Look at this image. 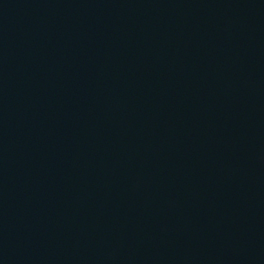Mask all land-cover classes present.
<instances>
[{
	"label": "water",
	"instance_id": "95a60500",
	"mask_svg": "<svg viewBox=\"0 0 264 264\" xmlns=\"http://www.w3.org/2000/svg\"><path fill=\"white\" fill-rule=\"evenodd\" d=\"M0 264H264V0H0Z\"/></svg>",
	"mask_w": 264,
	"mask_h": 264
}]
</instances>
